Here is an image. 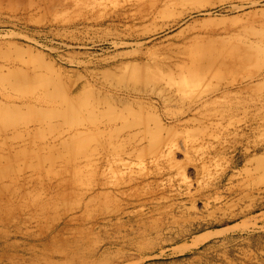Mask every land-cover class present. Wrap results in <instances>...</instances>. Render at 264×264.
Returning <instances> with one entry per match:
<instances>
[{
    "label": "rangeland",
    "instance_id": "obj_1",
    "mask_svg": "<svg viewBox=\"0 0 264 264\" xmlns=\"http://www.w3.org/2000/svg\"><path fill=\"white\" fill-rule=\"evenodd\" d=\"M0 264H264V0H0Z\"/></svg>",
    "mask_w": 264,
    "mask_h": 264
},
{
    "label": "bare ground",
    "instance_id": "obj_2",
    "mask_svg": "<svg viewBox=\"0 0 264 264\" xmlns=\"http://www.w3.org/2000/svg\"><path fill=\"white\" fill-rule=\"evenodd\" d=\"M79 87H80V85L78 82H71L64 88L62 86V91L50 93L45 101L50 102V103H56L58 101H62V102H65L67 104V107H70L71 105L76 103L79 99V95H78ZM24 100L25 101H32L33 99L25 97ZM36 100L39 101V100H41V98L35 97V101ZM157 125H158V128H160L162 126L161 121H157ZM107 126H108V124L105 125V127H107ZM100 127H101V125H99V123L97 125V121L92 120L89 122V124H87V126L85 128L89 131H93L94 129H97V128L99 129ZM127 128H131V126H127ZM131 137H132L131 133L125 134L126 139H131ZM102 139L103 138H99L97 140V148L101 149L99 151V156L97 158L100 165L105 166V165L111 164L112 162L118 161L121 164L128 166L129 163H128V161H126V156L116 157L113 153V150L110 148L111 146L109 147L106 140H102ZM170 144H171V142L163 144L162 147L157 151V153H155V155L153 157V162L157 166L160 164L163 165V163L167 159V157L173 153V145H170ZM140 149L142 150L143 148H139L138 144H132L131 142H129L128 150L126 151V154L128 155L127 157L132 156L136 150L139 151ZM132 180H133V178L130 177L128 180L130 184L132 183ZM134 196H138V195H134ZM148 197L145 198V196H139L137 198V200L127 201L125 209L130 207V206L135 207L138 205L145 207L148 204V202L151 200V198H148ZM126 212H128V211L126 210ZM210 237H211L210 234H205L201 237H198L197 239L194 240V246L193 247L190 246L189 250H192L195 246L199 247L202 243H204Z\"/></svg>",
    "mask_w": 264,
    "mask_h": 264
}]
</instances>
